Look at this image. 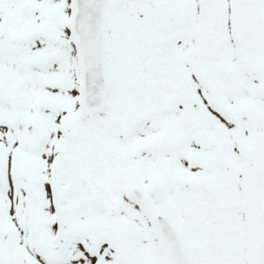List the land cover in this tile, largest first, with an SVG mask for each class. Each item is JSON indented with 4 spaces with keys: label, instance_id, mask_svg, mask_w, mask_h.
<instances>
[{
    "label": "snow or ice",
    "instance_id": "1",
    "mask_svg": "<svg viewBox=\"0 0 264 264\" xmlns=\"http://www.w3.org/2000/svg\"><path fill=\"white\" fill-rule=\"evenodd\" d=\"M0 264H264V0H0Z\"/></svg>",
    "mask_w": 264,
    "mask_h": 264
}]
</instances>
